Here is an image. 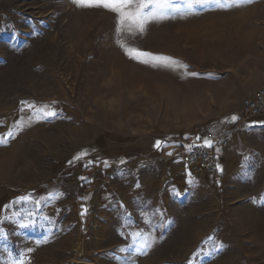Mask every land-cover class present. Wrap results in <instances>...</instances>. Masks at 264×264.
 Returning a JSON list of instances; mask_svg holds the SVG:
<instances>
[{"label":"rangeland","instance_id":"1","mask_svg":"<svg viewBox=\"0 0 264 264\" xmlns=\"http://www.w3.org/2000/svg\"><path fill=\"white\" fill-rule=\"evenodd\" d=\"M114 28L113 14L69 0H0V133L23 115L22 100L55 101L67 117L0 147V218L16 211L21 196L63 193L41 212L65 231L37 248L32 264H123L130 252L119 249L132 246V232L160 235L154 213L174 223L137 264H187L210 236L228 247L202 264H264V204L253 203L264 197V125L227 137L224 153L236 159L235 169L218 177L197 173L180 153L167 156L170 147H153L157 139L186 145L205 133L220 136L208 129L264 88V0L153 25L139 42L225 79L181 80L135 63L114 42ZM238 116L231 125L252 120ZM84 150L97 163L70 166ZM41 223L0 225L9 233L0 239V264H8L5 249L18 256L34 247L46 234Z\"/></svg>","mask_w":264,"mask_h":264},{"label":"snow or ice","instance_id":"2","mask_svg":"<svg viewBox=\"0 0 264 264\" xmlns=\"http://www.w3.org/2000/svg\"><path fill=\"white\" fill-rule=\"evenodd\" d=\"M69 2L80 10H104L113 14L115 18L114 34L116 36L114 42L118 44L124 55L131 61L153 70L176 74L181 80L192 78L219 80L225 79L226 77L212 72L201 73L190 70L188 63L170 54L148 50L140 46L139 42L147 38L153 25H161L178 19L186 20L210 10H233L251 5L256 0H69ZM34 35H38V33H34ZM20 103L23 107L19 109V112L23 113V115L9 127L6 133H0V147L9 146L12 140L16 139L19 134L36 124L67 118L64 116L63 110L58 109L57 102L55 101L38 104L29 100H22ZM239 119L240 116L232 114L226 117L225 120L219 121L218 124H235ZM3 123L4 121H0V125ZM255 124L264 125V121H253L249 126ZM208 132L222 135L224 134V129L212 126L208 129ZM219 143L221 141L207 138V133H205L203 137L197 136L194 143L182 145L175 143L171 138H165L155 140L153 147L158 151H163L168 147H184L185 151L191 154L201 149H214L219 152L220 149L217 147ZM166 154L172 156L174 153L167 152ZM88 156L89 152L87 150L81 151L69 160L68 164L72 166L76 163H82L85 169L90 168L97 161L95 159H86ZM102 163L104 167L110 166L108 161H103ZM120 163L124 164L125 161L121 160ZM216 167L222 171L219 165ZM244 175L251 177L252 174L245 170ZM79 179L81 181L89 180L86 176H81ZM193 183L195 184L196 182L193 181ZM62 196V192L49 193L46 197H34L29 193L13 201V206L16 207V211L12 212L10 216L0 218V225L11 221L23 229L36 226L42 220L44 223H41L39 226L44 227V224H47L48 227L46 228V234L42 238L32 242L34 247L26 246L22 248L18 256L5 249L8 254V264H32L31 254L40 246L54 242L58 233L65 231L59 228L56 221L50 216L44 215L41 212L42 204L49 203L51 200L58 199ZM87 198L81 197V199ZM253 203L264 204V197H261L258 201L253 198ZM28 205H31V207H28ZM81 209L80 215L84 216L87 213V208L81 205ZM154 215L158 217L156 228L161 230L160 235L157 236L154 231L147 233L140 231L132 232V246L130 248L121 247L119 249L120 253L130 252V255L123 258V264H137L138 257L148 256L154 249V246L162 243L166 238V232L164 230L170 224H173L174 221L166 218L164 213H154ZM8 236L9 233L5 228L0 227V239L6 240ZM227 247L226 244L218 242L210 236L192 254L187 264H202L204 257L210 260L216 259L224 254ZM116 259L120 260L121 257L117 256Z\"/></svg>","mask_w":264,"mask_h":264},{"label":"built area","instance_id":"3","mask_svg":"<svg viewBox=\"0 0 264 264\" xmlns=\"http://www.w3.org/2000/svg\"><path fill=\"white\" fill-rule=\"evenodd\" d=\"M264 113V88L256 91L252 97L246 98L241 105L239 114L244 118H257ZM221 141L217 145L219 149H226L229 147L227 139L221 137L215 139ZM183 161L194 167L197 173L206 174L216 177L219 174L218 165V152L214 149L198 150L191 154L187 153L185 149L180 154Z\"/></svg>","mask_w":264,"mask_h":264},{"label":"crops","instance_id":"4","mask_svg":"<svg viewBox=\"0 0 264 264\" xmlns=\"http://www.w3.org/2000/svg\"><path fill=\"white\" fill-rule=\"evenodd\" d=\"M239 111L240 109L238 110V112L236 113V115H240L239 114ZM223 120V117L221 118L220 121ZM253 121H264V113L257 117V118H252V120H243V121H240L238 123V125L233 126L231 125V123H228V124H218L219 126L218 127H221L222 129H224V134L220 135V136H216L214 134H211L209 137V139H218V138H225L228 140L227 137H230L231 139H234L235 137H237V134L238 133H241L242 130L245 129V127L248 125V124H251V122ZM255 125H261V124H255ZM232 126V127H231ZM229 142V141H228ZM228 148L226 149H220L219 152H218V159H219V162H218V165L222 164L223 165V169L222 171L219 169V174L218 176L222 175V174H225V173H228V170L229 168H233V170L235 169V166L232 165L236 162V159L231 156V155H226L225 150H227ZM174 156H177V154H175ZM172 156V157H174ZM216 176V177H218ZM212 177V176H211Z\"/></svg>","mask_w":264,"mask_h":264},{"label":"trees","instance_id":"5","mask_svg":"<svg viewBox=\"0 0 264 264\" xmlns=\"http://www.w3.org/2000/svg\"><path fill=\"white\" fill-rule=\"evenodd\" d=\"M236 125H238V123L236 124ZM236 125H234V126H236ZM174 141V140H173ZM174 142H176V141H174ZM183 145V144H182ZM170 148H172L173 150H172V152L174 153L172 156H174L175 154H178V153H182V151L184 150V147H179V148H175V147H170ZM167 155V154H166ZM167 156H169V155H167Z\"/></svg>","mask_w":264,"mask_h":264},{"label":"water","instance_id":"6","mask_svg":"<svg viewBox=\"0 0 264 264\" xmlns=\"http://www.w3.org/2000/svg\"><path fill=\"white\" fill-rule=\"evenodd\" d=\"M79 264H92V263H89V262H79Z\"/></svg>","mask_w":264,"mask_h":264}]
</instances>
